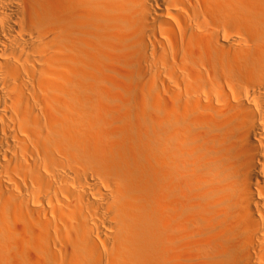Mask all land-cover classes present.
<instances>
[{"label": "bare ground", "instance_id": "obj_1", "mask_svg": "<svg viewBox=\"0 0 264 264\" xmlns=\"http://www.w3.org/2000/svg\"><path fill=\"white\" fill-rule=\"evenodd\" d=\"M0 264H264V0H0Z\"/></svg>", "mask_w": 264, "mask_h": 264}, {"label": "rangeland", "instance_id": "obj_2", "mask_svg": "<svg viewBox=\"0 0 264 264\" xmlns=\"http://www.w3.org/2000/svg\"><path fill=\"white\" fill-rule=\"evenodd\" d=\"M124 116H125V117L127 116V117H126V118H127L126 121L128 120V122H132V120H130L129 115H124ZM124 120H125V118H124ZM129 120H130V121H129ZM126 121H125V122H126ZM126 124H128V123H126ZM129 124H130V123H129ZM130 125H131V124H130ZM123 126H126V125L124 124Z\"/></svg>", "mask_w": 264, "mask_h": 264}]
</instances>
